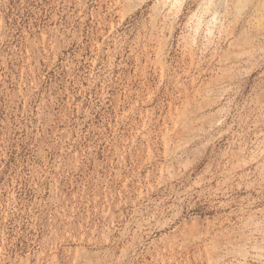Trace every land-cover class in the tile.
Masks as SVG:
<instances>
[{
  "label": "rangeland",
  "instance_id": "1",
  "mask_svg": "<svg viewBox=\"0 0 264 264\" xmlns=\"http://www.w3.org/2000/svg\"><path fill=\"white\" fill-rule=\"evenodd\" d=\"M0 264H264V0H0Z\"/></svg>",
  "mask_w": 264,
  "mask_h": 264
}]
</instances>
